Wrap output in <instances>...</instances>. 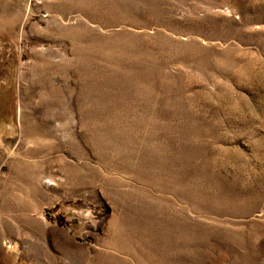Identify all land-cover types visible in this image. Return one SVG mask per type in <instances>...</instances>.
Returning <instances> with one entry per match:
<instances>
[{"label": "rangeland", "instance_id": "1", "mask_svg": "<svg viewBox=\"0 0 264 264\" xmlns=\"http://www.w3.org/2000/svg\"><path fill=\"white\" fill-rule=\"evenodd\" d=\"M0 264H264V0H0Z\"/></svg>", "mask_w": 264, "mask_h": 264}, {"label": "bare ground", "instance_id": "2", "mask_svg": "<svg viewBox=\"0 0 264 264\" xmlns=\"http://www.w3.org/2000/svg\"><path fill=\"white\" fill-rule=\"evenodd\" d=\"M30 132H31V134L34 136V137H37L38 139V145H37V150H35L36 152L38 151V150H41V148H42V139H41V136H42V134H43V130L39 127V126H35V127H32V128H30V129H28ZM39 136V137H38Z\"/></svg>", "mask_w": 264, "mask_h": 264}]
</instances>
